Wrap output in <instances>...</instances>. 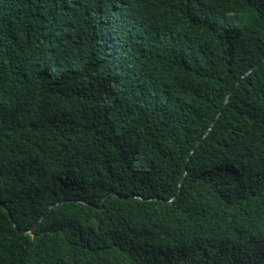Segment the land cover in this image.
Instances as JSON below:
<instances>
[{
	"label": "trees",
	"instance_id": "1",
	"mask_svg": "<svg viewBox=\"0 0 264 264\" xmlns=\"http://www.w3.org/2000/svg\"><path fill=\"white\" fill-rule=\"evenodd\" d=\"M0 264H264V0H0Z\"/></svg>",
	"mask_w": 264,
	"mask_h": 264
},
{
	"label": "water",
	"instance_id": "2",
	"mask_svg": "<svg viewBox=\"0 0 264 264\" xmlns=\"http://www.w3.org/2000/svg\"><path fill=\"white\" fill-rule=\"evenodd\" d=\"M231 90H232V89H231ZM231 90L227 93L224 104L228 101V98H229V95H230V93H231ZM218 114H219V113H218ZM216 117H217V116H216ZM213 122H214V121L211 122L210 127L212 126ZM210 127L208 128V130L210 129ZM181 183H182V179L180 180L179 185H181ZM42 219H43V218H42ZM42 219H41V220H42ZM12 221H13V220H12ZM40 222H41V221H40ZM38 225H39V224H37V226H38ZM14 226H15L16 230H17L18 232H20L21 234L32 233L31 231H30V232H21L20 229L17 227V225H14ZM37 226H36V227H37Z\"/></svg>",
	"mask_w": 264,
	"mask_h": 264
}]
</instances>
